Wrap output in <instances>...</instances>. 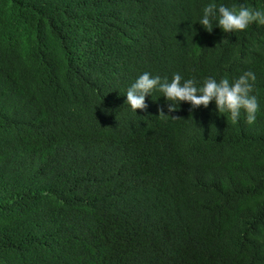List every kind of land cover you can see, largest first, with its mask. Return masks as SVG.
Returning <instances> with one entry per match:
<instances>
[{"label": "trees", "instance_id": "1", "mask_svg": "<svg viewBox=\"0 0 264 264\" xmlns=\"http://www.w3.org/2000/svg\"><path fill=\"white\" fill-rule=\"evenodd\" d=\"M0 0V264H264V25L207 32L210 4ZM256 75L260 109L168 113L148 72ZM163 107L168 118H159ZM177 117L179 119H172Z\"/></svg>", "mask_w": 264, "mask_h": 264}, {"label": "clouds", "instance_id": "2", "mask_svg": "<svg viewBox=\"0 0 264 264\" xmlns=\"http://www.w3.org/2000/svg\"><path fill=\"white\" fill-rule=\"evenodd\" d=\"M216 26L224 33H234L244 31L250 24L264 25V11L252 7L240 6L238 10L229 9L225 5L210 3L203 8V15L199 24L209 33L213 30V18L217 17ZM256 75L253 71H245L238 78L231 81L224 77L217 81L214 77H207L202 82L195 78L183 79L180 74H174L169 82L167 78L161 80L160 76H151L144 72L127 89L126 104L133 111L146 110V96L153 90H159L167 101V111L172 113L177 111L180 103H188L191 110L201 106L207 108L210 103L215 102L219 114H230L233 123L243 111L246 114L248 124L256 121L257 113L260 109L259 101L254 92ZM159 118H168L164 108L158 109ZM172 119H179L171 117Z\"/></svg>", "mask_w": 264, "mask_h": 264}]
</instances>
